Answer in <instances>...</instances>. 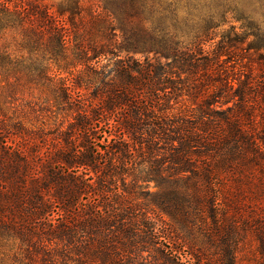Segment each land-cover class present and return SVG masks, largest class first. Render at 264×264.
Masks as SVG:
<instances>
[{
	"label": "trees",
	"instance_id": "obj_1",
	"mask_svg": "<svg viewBox=\"0 0 264 264\" xmlns=\"http://www.w3.org/2000/svg\"><path fill=\"white\" fill-rule=\"evenodd\" d=\"M232 5L0 0V264H237L248 232L264 264V30Z\"/></svg>",
	"mask_w": 264,
	"mask_h": 264
},
{
	"label": "rangeland",
	"instance_id": "obj_2",
	"mask_svg": "<svg viewBox=\"0 0 264 264\" xmlns=\"http://www.w3.org/2000/svg\"><path fill=\"white\" fill-rule=\"evenodd\" d=\"M30 2H34V3H41L42 5L48 4H57L62 0H29ZM86 1H93V0H84ZM213 1V0H212ZM222 1V0H219ZM231 4H233L231 6V10H235V9H242L245 11V13L247 12L248 16H251V18H254L262 27V29L264 30V0H231ZM235 6V7H234ZM238 14V10H235L233 12L230 13L229 15V23L227 24V27L231 26V25H237L240 26L241 22L236 21V19H234V17H237ZM126 52L123 53V55ZM135 57L143 60L145 58V54L142 52H136L133 54ZM147 56L150 59H153L154 55L153 54H147ZM148 190H150V192H156L158 190V187L155 185L154 182H151L147 188ZM147 204V208L150 211H155L156 214H159L161 220H164L166 222H171V218L169 217V215L161 212L154 204H152L150 202V200H146L145 201ZM246 236L244 238V240L241 242L242 247L240 248V253H239V257L237 260V264H254L255 261H257L258 258V254L256 253V247H257V241L253 238L251 233H245ZM215 251V249L212 247L211 251L209 252L208 255H211V253ZM178 256V260L179 261L177 264H192L193 258L190 255L189 251L187 248H183L182 247V251H180V253H177ZM212 263L214 264H219V260L217 259V256L212 255ZM150 260L147 261V263L145 264H176L174 262H168V261H155V259L153 260V258H149Z\"/></svg>",
	"mask_w": 264,
	"mask_h": 264
}]
</instances>
